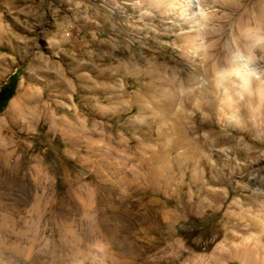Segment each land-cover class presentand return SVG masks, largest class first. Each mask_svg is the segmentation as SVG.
Instances as JSON below:
<instances>
[{"label":"rangeland","instance_id":"1","mask_svg":"<svg viewBox=\"0 0 264 264\" xmlns=\"http://www.w3.org/2000/svg\"><path fill=\"white\" fill-rule=\"evenodd\" d=\"M161 5L0 0V264H264V95L208 63L250 46L264 81V0L197 1L196 53ZM154 53L176 95L136 94ZM22 87L43 104L24 125Z\"/></svg>","mask_w":264,"mask_h":264},{"label":"bare ground","instance_id":"2","mask_svg":"<svg viewBox=\"0 0 264 264\" xmlns=\"http://www.w3.org/2000/svg\"><path fill=\"white\" fill-rule=\"evenodd\" d=\"M156 1L157 3L162 4L161 6L166 7L167 10L173 11V13L177 18H183L185 24H187L189 27V31L186 33H181L180 35L177 36V39L180 40L183 38L187 43H189V45H191L193 52L196 53L200 46L198 42L199 38H201L203 35L208 34L206 30V24H207L206 15L204 13H202L204 15H201L193 10L195 3L198 1L199 4H202V0H156ZM190 9L192 10L191 13H187V11ZM172 29L174 30L175 27H172L168 30H172ZM168 30L166 29V31ZM167 36H168V32L162 35L159 33H155V38L157 39H161V38L163 39L166 38ZM257 39L259 40L258 36H256L255 40L257 41ZM112 41L113 39L111 41L107 40L106 42H102L100 40L98 42V46H112ZM86 44L87 43L84 42L82 44V47H86ZM243 50L246 53V59L224 60L220 58V59H216L215 61L209 59L208 63L211 64V66H213L214 68L215 67L219 68V66H222L223 63H225V65L227 62L228 64H230L231 68L229 71L224 70L218 75L219 82H221L222 80H228V82L232 81L240 88V90H247V91L251 90V85L255 83L256 85H258V90L260 94L264 95V81H262V79L260 78L259 79L256 78L255 75L257 72H255V70L250 66V60L253 50L250 46H245ZM225 52L226 51L223 50L222 53ZM143 53L151 54V52L145 46L141 45L139 54H143ZM129 56L130 59L140 60L143 63L147 62V58H148L140 55L134 56L132 54ZM241 56H243V54H241ZM159 59H161V57L158 54L154 53L152 55V60H155L156 62L151 61L152 66L150 68L147 67V69H145L147 83L144 86H142L140 89H138L139 92L138 91L136 92V94H138L139 96L142 94L176 95V93L178 92L176 86L177 83L175 84L176 80L173 77L166 78V76L162 74V71L166 67V65L161 64L163 67V69H161V67L157 65ZM166 62L169 61L167 60ZM241 65L244 66L242 71L234 70L240 67ZM215 72L217 73V70ZM62 84L65 85L67 83L64 80H62ZM42 107L43 104L41 103V100L39 96L35 93V91L29 87L28 88L22 87L21 92L17 95L16 98L13 99V101L10 104L11 111H9V114L10 116H14L16 119L19 120V122H21L24 125L28 121L30 122L36 120L37 113H39ZM52 119H54V117H52ZM56 121L67 126H70L69 124L73 123V122L66 123L65 119L63 118L56 119Z\"/></svg>","mask_w":264,"mask_h":264},{"label":"trees","instance_id":"3","mask_svg":"<svg viewBox=\"0 0 264 264\" xmlns=\"http://www.w3.org/2000/svg\"><path fill=\"white\" fill-rule=\"evenodd\" d=\"M16 86L15 76H11L9 81L1 87L0 90V111L6 106L8 101L14 95Z\"/></svg>","mask_w":264,"mask_h":264},{"label":"clouds","instance_id":"4","mask_svg":"<svg viewBox=\"0 0 264 264\" xmlns=\"http://www.w3.org/2000/svg\"><path fill=\"white\" fill-rule=\"evenodd\" d=\"M238 59H239V56L237 57ZM243 65H241L240 67H238V68H236V69H234L235 71H242L243 70Z\"/></svg>","mask_w":264,"mask_h":264},{"label":"snow or ice","instance_id":"5","mask_svg":"<svg viewBox=\"0 0 264 264\" xmlns=\"http://www.w3.org/2000/svg\"><path fill=\"white\" fill-rule=\"evenodd\" d=\"M239 59H243L242 57H240ZM246 66V65H245Z\"/></svg>","mask_w":264,"mask_h":264}]
</instances>
